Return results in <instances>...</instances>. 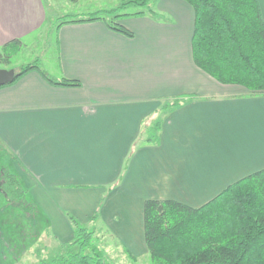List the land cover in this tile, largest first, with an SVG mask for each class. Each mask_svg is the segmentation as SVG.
I'll return each instance as SVG.
<instances>
[{
    "label": "crops",
    "instance_id": "obj_1",
    "mask_svg": "<svg viewBox=\"0 0 264 264\" xmlns=\"http://www.w3.org/2000/svg\"><path fill=\"white\" fill-rule=\"evenodd\" d=\"M42 12L41 0H0V46L28 37ZM123 18L133 36L102 19L59 25L58 69H41L79 86L53 84L36 69L0 86V148L56 240L72 236L66 213L83 222L98 210L139 259L148 256L146 199L197 207L264 168V92L195 65L186 1L156 0L155 11ZM180 95L195 97L165 106Z\"/></svg>",
    "mask_w": 264,
    "mask_h": 264
},
{
    "label": "trees",
    "instance_id": "obj_2",
    "mask_svg": "<svg viewBox=\"0 0 264 264\" xmlns=\"http://www.w3.org/2000/svg\"><path fill=\"white\" fill-rule=\"evenodd\" d=\"M149 1L120 0V5L108 12L113 19L139 15L145 11H122L129 5L146 6ZM184 1L194 13L191 49L195 65L220 83L238 84L252 92H264V20L259 1ZM93 19H102L109 29L133 36L130 29L108 21L102 15L62 23ZM20 42V39H13L1 45L0 62L9 61ZM33 69L53 84L80 85L78 80H52L35 63L16 70L15 80ZM194 97L180 95L167 101L169 103L165 106L176 107ZM0 193L5 205L18 202L20 207L31 205V209H35L29 189L12 167H1ZM66 216L72 227V236L63 244L65 250L50 258L44 255L46 246L37 252L30 251L29 254L38 259L28 264H110L104 249L97 244L100 236L96 242L98 210L87 223L80 222L71 213ZM143 236L148 264H264V168L236 180L197 207L174 199H146L143 203ZM35 239L39 244L41 240ZM30 241L24 247L28 251L33 246Z\"/></svg>",
    "mask_w": 264,
    "mask_h": 264
},
{
    "label": "rangeland",
    "instance_id": "obj_3",
    "mask_svg": "<svg viewBox=\"0 0 264 264\" xmlns=\"http://www.w3.org/2000/svg\"><path fill=\"white\" fill-rule=\"evenodd\" d=\"M155 2L156 0H150L146 6L129 5L122 12L155 11ZM41 3L45 20L43 19L44 21L39 28L22 39L18 49L11 54L9 61L0 62V68L16 71L23 65L35 63L40 68L54 71L59 66L57 30L62 21L102 15L106 20L113 23H122L121 21L125 17H114L113 19V16L108 12L120 5V0H41ZM150 129H154V124L151 125ZM12 162V158L0 148V173L1 167H12ZM28 197L31 198L30 195ZM28 197L25 199L28 200ZM4 203V198L0 193V264L34 262L38 257L32 256L29 252L43 250L45 246L47 249L44 255L48 258L65 250L63 244L70 239L65 242L56 240L53 236L56 233L54 234L49 229L47 217L35 204V209H31V205L20 207L18 202H16L17 204L9 203V205ZM88 221L83 222L87 223ZM95 233L96 242L98 236L101 238L97 244L104 249L106 259L110 264H148L149 256L139 259L129 257L125 248L117 240L118 238L110 232L107 226L102 224L100 214L96 221ZM35 238L41 240L39 244ZM28 240H31L30 245H33L29 251L24 248Z\"/></svg>",
    "mask_w": 264,
    "mask_h": 264
},
{
    "label": "water",
    "instance_id": "obj_4",
    "mask_svg": "<svg viewBox=\"0 0 264 264\" xmlns=\"http://www.w3.org/2000/svg\"><path fill=\"white\" fill-rule=\"evenodd\" d=\"M15 77L16 74L13 69L0 68V86L12 83Z\"/></svg>",
    "mask_w": 264,
    "mask_h": 264
}]
</instances>
